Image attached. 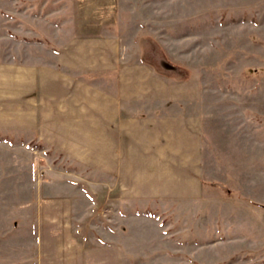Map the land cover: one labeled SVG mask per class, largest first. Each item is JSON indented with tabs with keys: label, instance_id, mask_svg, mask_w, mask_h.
Instances as JSON below:
<instances>
[{
	"label": "rangeland",
	"instance_id": "rangeland-1",
	"mask_svg": "<svg viewBox=\"0 0 264 264\" xmlns=\"http://www.w3.org/2000/svg\"><path fill=\"white\" fill-rule=\"evenodd\" d=\"M96 1L0 0V58L26 82L40 65L0 106V264H264V0ZM85 7L118 59L163 76L151 109L200 117L194 179L106 147L112 72L59 59Z\"/></svg>",
	"mask_w": 264,
	"mask_h": 264
},
{
	"label": "crops",
	"instance_id": "crops-1",
	"mask_svg": "<svg viewBox=\"0 0 264 264\" xmlns=\"http://www.w3.org/2000/svg\"><path fill=\"white\" fill-rule=\"evenodd\" d=\"M80 4L82 5L83 2ZM96 4L99 5L101 2L97 0ZM87 12L88 9L85 7L82 15L79 14L82 19H80L81 25L76 27L74 24L77 37L61 46L59 59L60 61L62 59L63 62L74 61L72 67L78 69L92 68L96 70L101 68L112 72L110 95L103 92L106 95V102H111V109L101 108L96 114L105 126L111 128L113 134L109 141L110 145H106V147L125 149L122 158H125L127 162L134 160L137 147L154 150L152 154L156 157L153 160L155 165H178L182 168L187 166V173L189 170L191 171L188 173V179H194L192 174H199L196 166L202 153L200 117L193 111L184 109L182 105L178 109H166L162 104L157 103L158 106L151 109L153 103L165 101V96L162 93H152L150 88L153 78L156 81L159 79L161 82L163 76L153 72L151 65L144 62L142 58L134 64H130L129 60L118 59L115 52H112L104 42V38L107 36L103 31L104 23L105 20H111L96 12L95 14L91 13L92 17L89 22L83 19ZM107 16L110 15L107 14ZM88 37H92L91 40L96 44L88 45V39H90ZM80 53L79 58L74 56ZM31 62L32 78L31 81L27 78L26 82L24 75H29V72L25 73L22 61L16 60L14 64H9L5 59L0 58V106L2 102L10 101L7 97L9 82L20 86L16 87V95H19L16 96V100L20 99V101L24 100L23 85L25 83L39 85V62L36 57H32ZM166 78L165 83H168ZM18 91L20 92L17 93ZM102 103L105 102L102 100ZM22 104L21 102V106ZM6 106V104H2L3 108ZM20 115H23L22 111ZM16 122L15 125H18V121ZM3 125L0 119V130L5 127ZM121 135L122 137L125 135V139L122 141L119 139ZM179 174L180 176H178L182 180L183 175ZM175 179L179 184L178 180L180 179L177 177Z\"/></svg>",
	"mask_w": 264,
	"mask_h": 264
}]
</instances>
